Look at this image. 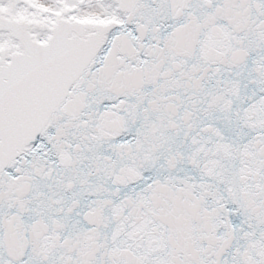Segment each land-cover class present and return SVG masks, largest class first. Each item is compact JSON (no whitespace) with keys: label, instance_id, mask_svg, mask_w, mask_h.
I'll list each match as a JSON object with an SVG mask.
<instances>
[{"label":"snow or ice","instance_id":"obj_1","mask_svg":"<svg viewBox=\"0 0 264 264\" xmlns=\"http://www.w3.org/2000/svg\"><path fill=\"white\" fill-rule=\"evenodd\" d=\"M0 264H264V0H0Z\"/></svg>","mask_w":264,"mask_h":264}]
</instances>
